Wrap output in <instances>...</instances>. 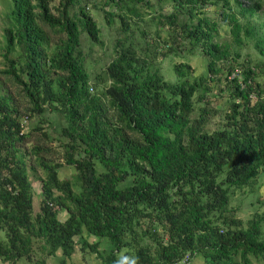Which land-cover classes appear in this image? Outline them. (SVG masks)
Here are the masks:
<instances>
[{
	"label": "trees",
	"instance_id": "1",
	"mask_svg": "<svg viewBox=\"0 0 264 264\" xmlns=\"http://www.w3.org/2000/svg\"><path fill=\"white\" fill-rule=\"evenodd\" d=\"M55 1L0 0L1 264H65L79 242L102 264H264V212L231 206L264 178V0H159L144 40L146 0ZM96 11L119 37L93 76ZM158 56L188 62L165 74Z\"/></svg>",
	"mask_w": 264,
	"mask_h": 264
},
{
	"label": "rangeland",
	"instance_id": "2",
	"mask_svg": "<svg viewBox=\"0 0 264 264\" xmlns=\"http://www.w3.org/2000/svg\"><path fill=\"white\" fill-rule=\"evenodd\" d=\"M58 0L55 1L57 3ZM147 1V0H146ZM143 1L137 4L138 9L141 13H143L144 20L140 21L138 25L133 27L134 34L133 40H144L140 38V31L147 30V25L152 26L155 24L154 20L152 19L154 16H157L159 13L167 14L170 12V5L166 2L165 4L159 0H149L148 2ZM215 12L210 11L207 12V16L212 20L215 19ZM94 17L98 21V25L101 27V40L103 45L91 43L90 45V55L88 60H86V68L87 70L94 75L101 72L102 69L112 60V56L114 55V43L115 40L119 37L118 31V24L115 25H108L103 20L102 12L96 11ZM162 38H166L165 32L162 30L160 32ZM221 36L224 39L229 40V35L225 28H223L220 32ZM146 40H150L151 37H146ZM131 40V36L129 38ZM132 40V41H133ZM85 43H90L89 41H85ZM251 53L252 56L253 50L252 48L245 49L244 53ZM254 56V55H253ZM183 58L179 56H171L165 59H161V56H158L156 60L157 67L161 70L162 73L167 74L169 72L170 66L174 63L183 62ZM199 60L192 58L190 60L191 65L196 66ZM185 62H188L185 60ZM0 67L1 65V57H0ZM237 72V70L235 71ZM234 75L229 77L232 78ZM224 79V78H223ZM223 87L222 80L219 82L215 88L214 93L218 94L220 91L219 89ZM227 98V95L222 94L220 97H217L218 101H215L214 105H218L217 103H222ZM225 106V105H224ZM47 118H49L53 122L54 128L58 131L62 121L60 120L59 116L56 114H47ZM223 124V117L219 116L215 113L212 115L210 119V123L208 124L209 128H215L217 125ZM57 142L54 143L56 145ZM75 174V170L73 167H62L59 171L60 179H68L71 180L73 175ZM32 185L35 189V196L33 199V216L37 215L40 212V204L41 198L39 196L41 192V185L38 181L32 179ZM231 206L235 208V216L240 220L246 222L249 218H251L255 212L256 213H263L264 212V178L260 177L258 179V184L253 192H249V189L237 190L235 195L231 198ZM66 213L62 211L59 214V219L64 220ZM264 230V227H263ZM89 242H93V238H87ZM79 242V239L77 238ZM106 243L101 244L102 248L106 247ZM82 245L79 242L76 247L74 253L71 255L69 259H67L65 264H102L100 259L97 257L96 254L91 253L88 249H81ZM101 249V248H100ZM102 250V249H101ZM62 254L61 251H58L57 254L53 257L46 258V264H62ZM1 264V262H0ZM188 264H203V261L200 257L194 258L192 262Z\"/></svg>",
	"mask_w": 264,
	"mask_h": 264
},
{
	"label": "built area",
	"instance_id": "3",
	"mask_svg": "<svg viewBox=\"0 0 264 264\" xmlns=\"http://www.w3.org/2000/svg\"><path fill=\"white\" fill-rule=\"evenodd\" d=\"M187 261H188V259H187V257H186V258H184V260L182 261V263H184V264H188ZM177 264H178V263H177Z\"/></svg>",
	"mask_w": 264,
	"mask_h": 264
}]
</instances>
